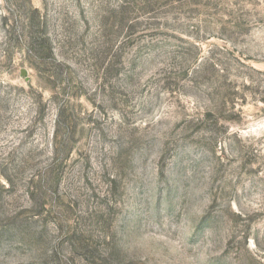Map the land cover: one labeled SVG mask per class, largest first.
Listing matches in <instances>:
<instances>
[{"label": "rangeland", "instance_id": "1", "mask_svg": "<svg viewBox=\"0 0 264 264\" xmlns=\"http://www.w3.org/2000/svg\"><path fill=\"white\" fill-rule=\"evenodd\" d=\"M0 264H264V0H0Z\"/></svg>", "mask_w": 264, "mask_h": 264}]
</instances>
